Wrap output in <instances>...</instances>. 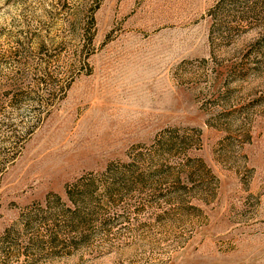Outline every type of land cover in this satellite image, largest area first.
<instances>
[{
    "label": "rangeland",
    "instance_id": "1",
    "mask_svg": "<svg viewBox=\"0 0 264 264\" xmlns=\"http://www.w3.org/2000/svg\"><path fill=\"white\" fill-rule=\"evenodd\" d=\"M0 264H264V0H0Z\"/></svg>",
    "mask_w": 264,
    "mask_h": 264
},
{
    "label": "trees",
    "instance_id": "2",
    "mask_svg": "<svg viewBox=\"0 0 264 264\" xmlns=\"http://www.w3.org/2000/svg\"><path fill=\"white\" fill-rule=\"evenodd\" d=\"M42 120V115L37 114L35 116V120L33 124L29 125L26 130L22 131V134L19 136V144L13 147L12 154L7 161L3 163L1 168V172H3L7 163L13 161L18 154H20L22 147L29 137V135L36 129L38 122ZM173 131H171V135H173ZM160 146H164V148H170L172 144L168 143V140H158ZM168 145V147L166 146ZM188 162H193L192 158L187 159ZM172 168V167H171ZM108 170L111 171V167H108ZM177 183L182 185L181 176L178 174L175 176ZM92 176H82L76 179L75 182L67 184L66 186V194L68 200L72 205H68L63 198L56 193H51L47 196L45 204L37 203L30 207H27L21 214L20 219L22 221H26L27 223H31L36 219H43V221H49L54 218L57 214H64L68 217L70 225L74 224V220L78 218L85 217V213H88V202L91 196L90 187L92 186L91 182H85L92 180ZM182 187H184L182 185ZM109 188V187H108ZM25 223V222H24Z\"/></svg>",
    "mask_w": 264,
    "mask_h": 264
}]
</instances>
